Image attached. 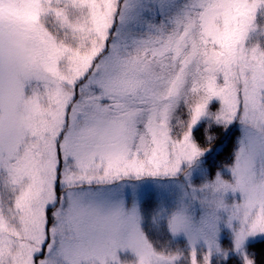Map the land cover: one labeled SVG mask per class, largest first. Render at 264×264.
<instances>
[{"label":"snow or ice","instance_id":"obj_1","mask_svg":"<svg viewBox=\"0 0 264 264\" xmlns=\"http://www.w3.org/2000/svg\"><path fill=\"white\" fill-rule=\"evenodd\" d=\"M0 264H264V0H0Z\"/></svg>","mask_w":264,"mask_h":264},{"label":"trees","instance_id":"obj_2","mask_svg":"<svg viewBox=\"0 0 264 264\" xmlns=\"http://www.w3.org/2000/svg\"><path fill=\"white\" fill-rule=\"evenodd\" d=\"M213 147H215V145H213ZM230 150H231V138L224 140V144L223 147L221 148V153H223L222 155H218L217 156V162L218 163H222L227 159V156L230 154Z\"/></svg>","mask_w":264,"mask_h":264}]
</instances>
